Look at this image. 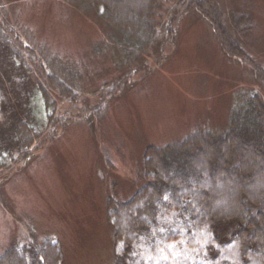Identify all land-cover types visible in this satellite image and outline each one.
<instances>
[{
    "label": "rangeland",
    "instance_id": "374dc122",
    "mask_svg": "<svg viewBox=\"0 0 264 264\" xmlns=\"http://www.w3.org/2000/svg\"><path fill=\"white\" fill-rule=\"evenodd\" d=\"M115 1L132 20L141 12L138 0ZM185 1L168 0L158 47L131 64L113 43L116 33L88 4L0 0L4 34L6 28L20 35L27 29L35 44L81 78L78 99L63 100L52 91V119L41 120L38 63L29 70L0 44L12 109L24 119L32 116L41 130L27 155L15 152L17 161L0 171V253L50 238L62 250L61 264H114L106 202L125 201L143 184L144 149L197 128L219 134L248 95L264 99L258 72L224 52L213 26ZM218 6L234 50L264 70V0H218ZM10 122L9 115L0 117V145L13 144Z\"/></svg>",
    "mask_w": 264,
    "mask_h": 264
},
{
    "label": "trees",
    "instance_id": "16d2710c",
    "mask_svg": "<svg viewBox=\"0 0 264 264\" xmlns=\"http://www.w3.org/2000/svg\"><path fill=\"white\" fill-rule=\"evenodd\" d=\"M78 1L88 4L116 33L112 40L126 63L158 47L161 11L168 0L134 1L141 11L135 12V20L115 0ZM187 5L213 26L224 52L249 63L264 80V70L240 48L234 50L218 0H189ZM230 17L235 22L234 15ZM171 21L165 26L167 37ZM24 32L22 36L6 28L4 34L0 27V44L27 69L38 63L41 120L51 121L56 104L52 91L75 102L81 78L76 68L50 54L44 44H35L27 29ZM3 77L0 66V117L9 115L14 136L12 146L0 145V171L17 161L15 152L25 157L41 136L40 128L30 122L32 116L24 119L13 111ZM143 180L129 199H107L114 264H264V99L259 93H251L233 110L219 134L197 128L164 146H147ZM62 258L58 242L48 238L10 245L0 253V264H61Z\"/></svg>",
    "mask_w": 264,
    "mask_h": 264
}]
</instances>
